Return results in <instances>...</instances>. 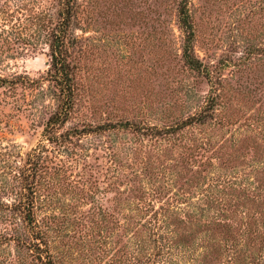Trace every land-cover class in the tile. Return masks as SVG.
I'll use <instances>...</instances> for the list:
<instances>
[{"label":"rangeland","instance_id":"374dc122","mask_svg":"<svg viewBox=\"0 0 264 264\" xmlns=\"http://www.w3.org/2000/svg\"><path fill=\"white\" fill-rule=\"evenodd\" d=\"M61 1L0 0V77L14 82L0 87V200L37 185L67 264H134L141 246L146 264H264V222L248 223L264 217V0H186L209 77L182 59L184 0H80L78 112L61 132L113 127L55 145L43 136L59 93L46 42ZM211 100L207 123L164 134ZM156 211L173 256L136 224ZM34 262L0 248V264Z\"/></svg>","mask_w":264,"mask_h":264},{"label":"trees","instance_id":"16d2710c","mask_svg":"<svg viewBox=\"0 0 264 264\" xmlns=\"http://www.w3.org/2000/svg\"><path fill=\"white\" fill-rule=\"evenodd\" d=\"M80 0H62L60 2L59 15L51 27H49L48 38L46 44L49 48L50 68L48 71V81L54 83L56 89L59 90L57 94V104L55 110L50 115L44 127V139L49 144H64L73 143V139L77 135L91 134V133H104L110 131L112 125L92 127L91 125L80 128L78 125H73L69 130L64 133L61 130L69 124L74 115L78 112L79 100H77L79 90V80L77 72L80 70L82 61L81 54L82 40L76 36V30L81 29L82 22L80 17ZM179 24L182 31L185 33V42L183 47L182 59L184 64L193 71L201 73L204 76H210L209 72L204 68L201 60L196 57L195 51L192 46V38L194 35V26L190 11L188 9V2L182 1L178 8ZM80 17V18H79ZM82 30V29H81ZM14 85L13 81L7 78L0 77V87ZM215 100H211L205 108L198 112L195 116L184 120L178 121L171 125L164 134H171L183 130L185 126H192L194 124L203 125L211 118L212 111H215ZM155 128V127H152ZM44 152H47L46 146H43ZM32 158L36 159L34 165L38 167V171L44 169L43 164H40L42 156H37L36 153H31ZM31 158V155H30ZM37 167L34 168L37 170ZM57 170V167L54 168ZM34 182V181H33ZM31 182V183H33ZM34 184V183H33ZM37 185L27 184L21 186V191L16 193L14 202H5L0 200V213L6 218L7 225L4 230H0V248L5 244L14 243L15 246L24 251L26 256L33 259L34 264H67V260L63 252H55L56 247L53 246L52 236L50 234L49 225L45 222V217L41 218V211L43 209L44 201L38 195ZM142 209V208H141ZM137 212L138 210H134ZM159 211L151 215V221H147L146 225L136 222L143 228L151 231V235L155 238L157 254H167L173 256L172 246L174 245L173 237H169L167 232L166 222L159 217ZM109 211H103L102 217H108ZM144 214H148L145 212ZM140 212L139 215L140 216ZM259 213L258 216L249 214L250 225L264 222ZM133 218V217H132ZM155 224V225H154ZM197 225V224H196ZM257 226V225H256ZM218 231L227 232L229 228L225 225H217ZM251 228H249L250 230ZM164 230V231H163ZM194 242H190L193 246ZM236 245V243L234 242ZM185 244L182 245L184 248ZM253 247V248H252ZM249 251L247 254L254 253L256 246L249 244ZM262 248V247H261ZM142 249L144 250L141 254ZM260 250V249H259ZM145 251L147 248L140 247L135 253L137 256L133 262L134 264H146L149 259H144ZM131 256L134 254L131 253ZM141 256V257H138ZM151 262V260H150Z\"/></svg>","mask_w":264,"mask_h":264}]
</instances>
